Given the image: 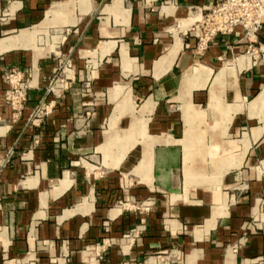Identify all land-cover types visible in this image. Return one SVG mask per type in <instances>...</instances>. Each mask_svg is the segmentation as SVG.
I'll return each mask as SVG.
<instances>
[{
	"label": "crops",
	"instance_id": "1",
	"mask_svg": "<svg viewBox=\"0 0 264 264\" xmlns=\"http://www.w3.org/2000/svg\"><path fill=\"white\" fill-rule=\"evenodd\" d=\"M215 1L0 0V264H264V26L198 52Z\"/></svg>",
	"mask_w": 264,
	"mask_h": 264
},
{
	"label": "built area",
	"instance_id": "2",
	"mask_svg": "<svg viewBox=\"0 0 264 264\" xmlns=\"http://www.w3.org/2000/svg\"><path fill=\"white\" fill-rule=\"evenodd\" d=\"M264 26V0H216L207 7L185 32L193 38L198 52L204 51L217 36H229L239 29L243 39L248 42L246 54L255 58L257 52L255 38ZM64 72V71H62ZM9 89L5 95V103L13 112L14 117L19 115L27 100V84L23 75L16 70H9L5 76ZM57 81L53 80L48 85V92L55 95ZM50 105L40 102L33 112L32 117L39 119L49 112ZM146 208L144 207V210ZM136 232L124 236L125 240L132 239Z\"/></svg>",
	"mask_w": 264,
	"mask_h": 264
}]
</instances>
